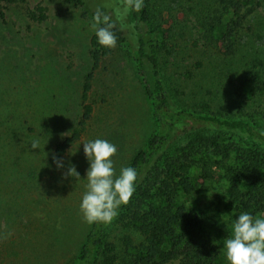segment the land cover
<instances>
[{"label": "trees", "instance_id": "trees-1", "mask_svg": "<svg viewBox=\"0 0 264 264\" xmlns=\"http://www.w3.org/2000/svg\"><path fill=\"white\" fill-rule=\"evenodd\" d=\"M18 1L25 2L0 0V5ZM65 1L84 5L83 0ZM158 2L163 7L152 9L144 0L136 12L139 25L130 33L118 20L115 29L117 43L130 50L156 129L129 166L138 172L135 193L110 224L91 225L75 264H226L223 243L208 233V215L193 202L215 184L221 185V201L233 216L244 211L254 216L264 213V15L259 11L264 12V0H179L178 28L174 33L176 24L168 23L166 47L176 34L206 58L205 62L200 58L197 69L186 70L190 98L181 101L148 31L153 19L159 21L163 10L172 9L170 0ZM27 17L41 22L46 19L45 9H28ZM195 36L204 46L198 47ZM187 43H179L178 70L183 67L180 61L184 64L190 57ZM92 46L97 68L112 50L101 47L96 37ZM92 78L91 74L86 79L84 99ZM92 113L86 106L80 127L86 126ZM10 123L0 121V222L21 212L19 182H29L23 172L15 180L1 172L12 163L18 169L25 161L20 157L24 137L17 135L21 127ZM81 132L75 130L58 144L55 156L61 159ZM10 189L16 190L15 198L6 195ZM116 230L134 231L140 241L130 235L113 237Z\"/></svg>", "mask_w": 264, "mask_h": 264}, {"label": "rangeland", "instance_id": "rangeland-1", "mask_svg": "<svg viewBox=\"0 0 264 264\" xmlns=\"http://www.w3.org/2000/svg\"><path fill=\"white\" fill-rule=\"evenodd\" d=\"M158 1L148 0L152 9L163 7ZM83 2L84 5L65 0H25L0 5V121L21 127L17 135H23L25 144L20 156L25 161L19 163L20 168H12L15 165L12 163L1 172L14 176L12 180L23 172L27 175L23 179L29 180L19 182L24 199L21 212L0 222V264H75L79 247L91 227L79 212L86 183L81 179L89 167L82 143L101 138L115 144L117 153L113 159L118 174L121 167L130 166L156 129L151 104L125 43H117L111 48L112 54L94 68L95 35L90 27V14L98 7L113 14L122 0ZM170 3L172 9L163 10L159 21L153 19L150 29H145L152 31L164 73L172 78L178 90L176 98L181 101L190 98V86L184 83L186 70L197 69L200 58L203 62L206 58L196 54L185 40L179 41L176 34L166 47L164 35L168 23L175 25L181 11L179 0ZM39 7L45 9L46 19L30 21L27 10ZM259 11L264 15L262 9ZM113 18L128 33L139 25L136 12L125 20ZM177 28L176 24L174 33ZM197 42L198 47L205 44ZM179 43L183 46L187 43L190 56L183 60L184 64L180 61L183 66L180 70L175 66L177 57L182 59L178 56ZM91 74V89L84 99L86 79ZM86 106H91L93 113L86 126L80 127ZM77 129L82 131L81 137L61 158L64 168L57 171L52 163L55 149ZM36 137L41 140V149L33 153L29 144ZM27 159H31L30 165L26 164ZM69 166H75L81 179L66 175ZM221 189V185H212L193 202L208 215V233L223 243L236 217L225 209ZM13 193L16 190L10 189L6 195L15 198ZM115 235L117 238L130 235L140 241L134 231L121 234L116 230Z\"/></svg>", "mask_w": 264, "mask_h": 264}, {"label": "clouds", "instance_id": "clouds-1", "mask_svg": "<svg viewBox=\"0 0 264 264\" xmlns=\"http://www.w3.org/2000/svg\"><path fill=\"white\" fill-rule=\"evenodd\" d=\"M143 4L144 0H122L113 14L96 8L90 27L97 43L106 49L116 47L117 21L113 17L125 20L132 13L139 12ZM29 145L31 152H40L39 137L33 138ZM82 145L89 164L85 178H80L75 166H69L66 175L86 182L79 204L83 221L88 225H107L135 193L138 172L134 167H121L117 174L113 159L117 146L106 139H89ZM52 163L57 171L64 168L63 160L55 155L52 156ZM223 249L226 264H264V213L254 216L244 211L236 216L230 235L223 241Z\"/></svg>", "mask_w": 264, "mask_h": 264}]
</instances>
